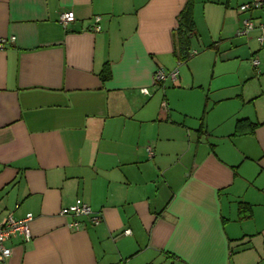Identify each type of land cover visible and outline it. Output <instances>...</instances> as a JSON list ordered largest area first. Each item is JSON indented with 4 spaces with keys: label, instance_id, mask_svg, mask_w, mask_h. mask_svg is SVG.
I'll return each instance as SVG.
<instances>
[{
    "label": "crops",
    "instance_id": "crops-1",
    "mask_svg": "<svg viewBox=\"0 0 264 264\" xmlns=\"http://www.w3.org/2000/svg\"><path fill=\"white\" fill-rule=\"evenodd\" d=\"M187 1L0 0V37L16 36L0 49V217L34 215L4 264H264V46L237 34L264 6L194 0L191 51H208L181 62ZM158 66L178 79L159 88ZM241 118L261 124L233 135ZM78 197L101 223L68 225Z\"/></svg>",
    "mask_w": 264,
    "mask_h": 264
},
{
    "label": "built area",
    "instance_id": "built-area-1",
    "mask_svg": "<svg viewBox=\"0 0 264 264\" xmlns=\"http://www.w3.org/2000/svg\"><path fill=\"white\" fill-rule=\"evenodd\" d=\"M264 6V0H254L251 2L243 3L240 5V10L244 12H251L256 9H260ZM76 20V14L73 10H67L62 13L61 21L67 26L68 24ZM102 16L96 15L94 17V23L90 27L93 31L102 30ZM258 28L260 34L258 40L261 45H264V23L257 24L253 18L248 17L243 21V25L238 29L237 34L240 36H248L253 30ZM16 41V36L0 37V49L6 48L8 45ZM197 50H192L191 54L197 53ZM253 64L259 67L260 60L258 57L253 58ZM179 77V69L168 70L164 66H158L155 72V82L157 84H164L167 81H176ZM143 93H150L147 87H143ZM150 156H153V149L148 148ZM60 213L64 216H72L73 219L68 225L74 229L81 228V222L77 219L81 216H86L92 224H99L102 221V213L97 212L93 207L84 201L83 198L78 197L75 203L65 206L61 209ZM32 213H27L23 218H16L12 213H9L3 217H0V264H4L6 260L12 255L13 249L9 245V241L13 239L21 242L30 241L33 237L30 221L33 219ZM131 230H125V233H130Z\"/></svg>",
    "mask_w": 264,
    "mask_h": 264
},
{
    "label": "trees",
    "instance_id": "trees-1",
    "mask_svg": "<svg viewBox=\"0 0 264 264\" xmlns=\"http://www.w3.org/2000/svg\"><path fill=\"white\" fill-rule=\"evenodd\" d=\"M195 33H196V24H195V20H194V0H188L185 7L183 8V10L180 12V14L178 16V26L174 30V37L176 40L175 52H176V55L181 62H186L190 59L191 56H193L191 54V52H192L191 51V38ZM214 45L215 44H211V46H214ZM261 46H264V45H261ZM195 54H197V53H195ZM252 62H253V59H252ZM257 70H258V72H260V69H257ZM109 77H110V68H109V65L107 63L104 70L102 71V79L107 80ZM155 84L159 88H162V87L164 88L166 86V83L157 84L155 82ZM206 112H207V109L205 108L204 113L200 118L199 131H201V133L204 132L203 124H204V118H205ZM260 124L261 123L251 121L249 118H241L237 121L236 129L233 132V135H239V134H246V133L254 132L255 129L257 128V126ZM212 146H213V144H212ZM238 208H239L240 219L250 218L253 214V205L249 202L240 201L238 204ZM169 254H170V256L173 255V254L171 255V253H169Z\"/></svg>",
    "mask_w": 264,
    "mask_h": 264
},
{
    "label": "rangeland",
    "instance_id": "rangeland-1",
    "mask_svg": "<svg viewBox=\"0 0 264 264\" xmlns=\"http://www.w3.org/2000/svg\"><path fill=\"white\" fill-rule=\"evenodd\" d=\"M247 37V36H246ZM259 42V41H258ZM197 49L199 50V54H197L195 57H193V59L195 58V60H198V59H202V57H201V55H203L206 51H208V49L206 48V47H202V46H199V47H197ZM201 69H202V67H201ZM204 75H205V79L206 78H208V80H209V77H210V71L208 72L207 70L204 72ZM207 75V76H206ZM215 79H217V78H215ZM203 80H204V78H203ZM169 82H172V81H167L166 82V84H168ZM204 83V82H203ZM200 84V83H199ZM206 84V83H205ZM201 86V85H200ZM203 87V86H202ZM204 87H206V89H205V94H207V95H214L215 93H217L220 89L219 88H217L216 87V89H215V87L213 88V89H208V87H209V84L208 85H204ZM199 88H201V87H199ZM162 89H164V88H162Z\"/></svg>",
    "mask_w": 264,
    "mask_h": 264
}]
</instances>
